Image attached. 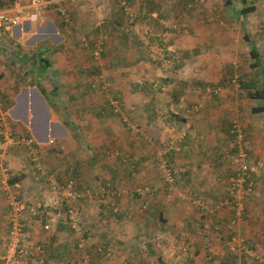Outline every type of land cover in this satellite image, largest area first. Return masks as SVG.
<instances>
[{"label":"rangeland","instance_id":"374dc122","mask_svg":"<svg viewBox=\"0 0 264 264\" xmlns=\"http://www.w3.org/2000/svg\"><path fill=\"white\" fill-rule=\"evenodd\" d=\"M102 1L103 2L91 1L85 4H80L81 6L78 4L77 6H80V11L83 12H87L86 8H89V14L85 16V18H89L91 22L99 23L102 19L106 18L108 20L116 17L119 19L120 14L117 1ZM170 1L172 0H126L133 15H136L137 13L139 14L145 9L146 13L149 12L150 14H147L150 17L149 21L145 20V22H143L141 20L143 26L138 22L129 25V27L139 30V32L134 31L136 38L138 40L141 39L143 43L145 42V45H148L147 49L145 48L141 51V54H136L133 57L134 59H139L140 56L143 57L144 55L146 63L134 65L136 67L130 66L125 68L126 70H123V76L120 78V82H117V77L120 72L114 73L113 76L108 73V70L110 69V61L112 59L118 61V59L121 60L127 56L126 52L124 53L121 49H119L120 51L118 52V49L115 48L116 45L120 44L124 46L126 44L117 39L115 42H107L106 47L104 46V50L106 48L107 58L100 59L97 65L102 74L106 71L107 75H110L106 78L109 84H115V81L117 84H123L120 88L123 89L122 93L131 95L126 96L127 100H132V97L134 98V101L128 102L132 104L126 108V110L128 109L127 112L135 111L136 116L141 115L142 119L137 121L130 118L124 119V125L126 128L121 132L114 130L113 133L112 130L102 127L96 118H92L90 117V114H87L85 121H75L73 123L76 128H70L77 136L74 138L71 132H69L75 148V150H72L74 148L63 143L64 140L62 138L66 131L61 129L58 125V120L56 119L59 116L58 118L62 122V119L65 118L64 104H66L65 102L70 104L71 99L61 95L63 98L62 101H64L62 102L64 103L63 106L56 96L54 97L56 99H52V102L50 100L49 103H51V105L48 106H50L49 116L51 117L50 121L52 127L49 129V134L52 136H50L48 141H52L53 144H49L48 141H42L44 138L43 133L39 134L40 141H34V139H31L32 143L34 142L36 145H39L38 148L41 151V154H38V161H36L37 166H34L35 172L32 171V174L29 172L30 168L28 163L30 158L27 156V153L23 148L24 145L13 146L14 149H12V152L15 151L17 162H19L18 165H21L22 171L25 173L22 182H26V185H24V183L20 184L23 196H20L15 191L4 192V195H6L4 196L0 191V212L2 213L4 220L2 228L5 226L6 232H8V218L10 216V214H4L7 206L6 197H15L17 200H21L25 207V203L32 198L30 196L31 190L29 188L38 186L35 182L38 177L48 175L52 177L51 181H53L55 176L58 177L60 174L64 175L65 172L69 170L67 168L71 166V168H74L72 174H75L77 179L85 178L86 176H88L89 179H93L94 177L90 175V168L86 166V163L93 155H95V148L104 145L106 147V152H108V150L112 151V155H108L107 158H100L98 164L95 165L94 170L98 177H100L98 178L100 181L104 180L107 176H110L112 170L109 171V168H116L117 166L115 163H118V159L127 162L128 159L135 160V157L146 154L145 158L141 160L139 166L142 171L145 170L146 174L151 171V162L155 161V163L159 165L163 153L161 150L162 145L157 141L158 135H156L155 132H147L149 131L150 124L147 123L146 116L151 114L153 116V124L155 127L163 132H167V129L170 131L172 128H175L172 125L173 120L170 117L175 111L169 110L172 102L175 99L178 101L179 98L178 108H185L186 104L193 105L198 101H195L197 98L191 97L192 94H196L194 89H192V86L197 85V83L202 85L199 88V92H201L200 101H213L208 98L209 91L211 92L213 89H220L219 95L217 96L222 95L224 93L223 88L221 87L222 79L220 78L218 80L217 78L214 83H205L200 76L201 69L203 70L205 68L203 71L214 72L215 75H219V71L217 70L220 66H225L227 69L229 68L232 72V75L230 76L232 79L231 82L229 81L228 89L230 91L227 96L231 98L233 103L238 102L240 89L238 84L234 83V80L240 74H244L251 69V45H254L259 49V56L264 63V16L261 20L263 24H260L262 27L255 29L243 22H238L237 15L232 17L228 7H218L219 10H217L215 5V3L217 4V0H175L176 3L174 5H172ZM219 1L222 3L220 6H224L225 0ZM256 4L264 6V1L262 3L261 1H257ZM183 8L188 12H182V10H184ZM194 12L197 13V17L194 19L193 23H189V14ZM163 15H166L165 19L162 18ZM51 16H53V18H49ZM159 16L161 18H159ZM123 17H125L124 14ZM50 19H53L54 21L53 13L46 15L43 22H49ZM54 22L61 27V21H59V19H55ZM188 23L189 25L185 27ZM45 25L46 24L43 26L45 27ZM135 25L138 26L135 27ZM197 25L201 26L200 33L195 31ZM14 29L16 28L0 34V66H5V62L11 61L7 64V69L10 71L9 74L6 73L8 78L7 82L9 87L13 86L11 90L16 92L15 88H17L18 84H22L19 81L20 79L30 87H32L34 79L31 73H28V70L24 69V72H21V70L16 68V65L19 64V61L15 60L17 57H14L17 53V51H14L15 48L17 49V46L10 44V42H13L12 40L15 42L16 40H20V38L17 37ZM143 29L144 33L142 32ZM45 32H47V29H45L44 32H39L38 30L33 29L32 35H37V37L32 38L30 35H27L26 38H24V47L29 43L32 45V48L30 49H33L30 53L28 52L25 55L29 56L35 49H38V44H36L38 41L36 39L40 36V38L46 37L44 39L50 38V41L53 44H58L57 41L59 40L54 36H47ZM108 33L109 30H107V34ZM146 33H148V36ZM259 33L261 36H258ZM111 35H113V32H110L107 37H110ZM245 36H247L252 43L251 41L249 42L245 40ZM27 38L30 39L26 41ZM202 38L212 40V43L206 44L208 47L207 49L205 48L203 41H201ZM61 46L60 53L66 52L73 47L72 43L70 44L68 41L62 43ZM194 47H196L195 49L200 48L201 50L198 56H207L206 60H210L208 64L209 67H201V64L197 62L198 59L193 57L188 59L187 62L181 61L183 50H192ZM81 55L82 56H74L73 64H70L69 58L68 60L66 59V56L68 55H59V57L56 58L55 65H58L57 67H62L59 64L66 63L69 68L71 66L73 71L80 63V60H86L87 55L83 53ZM132 59V57L127 58L126 63H131ZM140 71H143V73ZM151 71H153V73ZM126 73H128V76ZM49 75H51L50 72ZM73 75L72 72L71 77H73ZM1 76L0 81L4 78L3 74ZM71 77L65 80L70 81ZM161 78L169 79L171 83L163 84V81L160 80ZM50 80L51 84L54 86L61 82L60 80H55V78H51ZM178 81H187L191 83L190 89L193 91H188L181 96L178 95L174 97V93L180 92L179 85L176 86L174 84ZM135 84L139 85V87L137 88L136 94L133 95L131 85ZM112 86L113 89L118 92L119 86ZM141 93L143 94L142 103L150 104V108H147L146 110L137 104L140 101L139 96ZM186 97L187 99H185ZM42 100L44 99L42 98ZM166 102L167 105H169V108L165 107ZM247 104L249 106H257L264 103L247 100L246 106L244 105V110L247 114L242 116L243 126H245L243 121L246 123L248 121V125H250L251 128H256L254 135L257 137L256 143H251L252 140L247 139L248 147L250 148L252 146L254 152L251 150L249 153L251 154V159L246 158V161L251 165L261 161V163H263V167L258 169L257 174L255 175V178H258V186H256L257 192H253L252 196H249V199L247 198L248 200L246 199L243 203L244 195H242V192L239 193V191L237 192L239 194L237 199L233 198L230 193H224V191L220 193L221 188L219 187V184L231 174V166H229V163L223 159L222 162L219 161V165L217 166L219 172H217V174H213L212 170L208 169L212 167V165L203 164L201 167L200 171L203 173L202 178L204 179V183L199 186V193L207 200L205 213L199 212L191 204V201L187 200L197 192L193 191L191 195H187L184 189H180V186H182L181 184L178 185L179 189L176 190L175 187L172 186L173 180L171 177L167 180L164 178L165 182L161 181V183H155L154 181L145 178V173L140 175V170L138 174L132 175L131 178L123 177V179H119L117 182L116 191L117 193H120V198L117 207L114 208H118L119 211H126L128 216L125 221L120 222L122 226L113 221L109 227V232H107V229L105 228L106 220L98 216V206L110 205V201H114L113 199H115V197L103 193L100 181L95 180L92 182L91 186L87 187V193L89 196H87V193L86 195L84 194L86 196L85 200L75 199L68 204V206L74 210L75 218L84 221L83 224H87L91 219L96 218L95 222L93 220L94 226L91 230L92 232L88 234L86 238H80L82 230L77 228L78 232L76 237L80 239L79 248L83 246L85 249L87 248L90 253H93L94 249L97 250L102 247L105 253H101V255L94 257L96 264H147L149 259H146L147 255L144 252H141V249L145 245L143 242L144 240L136 244L134 239H136L137 236H142L143 234L150 232V237L155 239L157 246L160 249L159 255L166 261L164 264H179L180 261L185 259H195L196 261L201 260L203 261V264H219L225 257L229 258L230 262L239 264L241 263V252L253 256L255 260L258 259L257 262L264 264V234L262 235V241H255L256 238H259V233H263L264 231V217H259L261 212L264 214V114L255 115L249 113L250 107L247 106ZM134 105H137L136 110H132ZM145 106L147 107V104ZM227 108L230 110L232 109L231 111H234L233 109H235L234 106H232V108L231 106H228ZM227 108H221V110L228 113L230 110L228 111ZM123 114L126 115V112ZM208 114H210V112ZM238 114H241V112ZM116 119L117 116L114 119V122L118 126L119 119L118 122ZM209 119L216 120V117L213 114H210ZM190 122L192 126L197 123L192 120ZM235 122L236 125H239L238 127H240L238 120H235ZM31 124L32 121L30 122V125ZM0 127L2 126L0 125ZM107 130H110L112 134ZM186 130L187 129H184V131ZM8 131H11V134L13 133V135L20 133L14 129ZM194 132L196 137L199 138V141L210 138V134L207 131L204 133V131L194 129ZM153 133L155 135H153ZM134 134H137L138 137L142 136L147 143L145 142L146 144L143 145V140L140 142L141 140L136 139ZM16 136L19 137V135ZM218 138L225 140V136H218ZM174 141L175 140H171L172 143H174ZM113 143L114 147L112 145ZM84 145L89 147V149H84ZM137 146L138 149L135 150L134 148ZM1 148L3 147L0 145V149ZM59 149L61 150V152H59L60 154H58ZM28 155L30 156V154ZM78 162L83 163V166L80 163L78 164ZM236 163L237 167L244 168L240 161H237ZM23 165L28 169L27 173L25 172ZM158 165L156 167H158ZM16 167L15 163L12 164L10 162L9 166L5 165L3 169L10 170L13 175H16L20 173ZM4 175H8L7 171L6 173L4 172ZM179 178L182 179L184 176L180 173ZM1 179L2 176H0V180ZM65 180L67 181L68 179ZM73 181L76 180L73 179ZM166 182L168 184L167 193H165L166 188H164ZM72 185L75 189L77 188L74 182ZM240 186L242 188L244 187L242 183ZM40 189L41 191H45L43 193L45 200L56 201L58 195L56 196L53 190L50 189L45 182L42 183ZM83 190L84 189L81 188L77 193L81 194ZM261 190L263 193L262 195L259 194V191ZM134 192L140 193V198L138 199L139 201L137 200V204L134 203L133 205L132 194ZM146 199H149L148 205L152 206L154 209L144 212L141 210L140 205ZM236 204L241 206L240 209L244 207V215L242 222L240 225L238 224L237 228L234 230V242L228 245L229 234L223 233L227 235L222 237L223 235H218L215 229L219 228L221 230L223 229V231L225 230L218 225V223H220V219L228 217L230 213L229 209L236 207L234 206ZM160 216L162 217V221L159 219ZM26 217H29V215L25 211H22V217L20 220L22 224V240L24 245L32 248L31 250L34 254L25 261V264H31L30 260L35 264H45V252H43V250L47 249V244H44L45 247H43L40 242L38 243L37 239L31 238V236L30 238L26 237L25 224L28 222ZM50 230L49 227L48 230L44 231L49 233ZM0 233L1 235L4 234L3 231H0ZM6 238L7 237H5L3 241L5 243L7 242ZM218 238L220 241H218ZM185 239L188 240L186 243H184ZM245 241L251 246L252 250H247L245 248L247 245L242 244H245ZM252 241L254 245L252 244ZM68 243H70V247H73V238H70ZM2 246H4V244L0 245V249ZM38 246L42 247L41 253L35 251V248ZM4 249L5 246L0 253H2ZM124 255L128 258L126 262L124 261ZM78 256H76L75 259L79 260V258H77ZM213 257L214 259L211 260ZM250 260L252 259H247L249 264H251ZM16 261L19 262V264H22L19 259H16ZM75 264H78V262Z\"/></svg>","mask_w":264,"mask_h":264},{"label":"trees","instance_id":"16d2710c","mask_svg":"<svg viewBox=\"0 0 264 264\" xmlns=\"http://www.w3.org/2000/svg\"><path fill=\"white\" fill-rule=\"evenodd\" d=\"M118 3L119 6V14L120 17L119 19L116 18H111L110 20L102 19L99 23L96 22H91L89 18H85L89 13V8H86L87 12L80 11L81 5L80 4H85L87 2L80 1L78 3H71L70 1L67 0H60V5L66 9V14L68 15V21H65L63 18L61 19L58 16H55L57 19H59L60 26L63 30L64 33H66V40L72 45V49H68L66 52L60 53V47H55L50 46L49 48L44 49L43 51L39 52L41 55L40 59L38 58L37 62L39 61V66L35 68L36 73L38 74V80H41L43 77V74L45 72H48L50 70V63L46 60L43 59L44 57H47V55H53V57L56 56L59 57V55H68L66 56V59L68 60L70 64H73L74 62V56H82L81 54L87 55L86 60H80V63L74 68L72 71L71 66H69L66 63H63V70L65 69L66 71H62L63 73H51L52 78H55V80H60L61 82L57 85L51 84V77L46 74V83L44 85H39L37 86V90L39 93L44 96L48 97V101L52 102V99L55 96L60 100L59 102L62 104L63 98L61 95L66 96L67 98L71 99V103L69 104L68 102H65V118L62 119V123L65 127L68 128H76L73 122L75 121H85L87 118V114H90V117L96 118L98 122H100V125L104 128H108L113 131H119L121 132L126 128L124 125L125 120L124 119H135V121L142 119L141 115L135 114V111L133 112H127L126 108L130 106L132 102L134 101V98L132 97V100H127L126 96H131L130 94H123L122 91L123 89H120L123 84H117L115 81V84H109L107 81V72L102 74V72L98 69V62L100 59H105L107 58V53H106V48L104 50V46L106 47V44L108 41L115 42L117 39H119L122 43H126L124 46L123 45H116L115 48L118 49V52L121 49L124 53L126 52L127 56L124 57L123 59L116 61V60H111L110 61V69L108 70L109 74H112L111 76L114 75L116 72H120V74L117 77V82H120V78L123 76V70H126L125 68H128L130 66L136 67L134 65H141L143 64L142 62H146V58L144 57H139V59H134V55L136 54H141V51L145 49V42L143 43L141 39H137L135 36V32H139L138 29H134L133 27H129L130 24H133L134 22H138L141 26V20L143 22L149 21L150 17L147 15L149 12L146 13V9L139 14L137 13L136 15H133L132 17H129L128 14L126 13V9H130L128 7V3L126 0H115ZM153 1V0H150ZM222 1V0H221ZM259 0H225L224 6L222 3L217 0L216 9L219 10V8L222 7H228L230 9V14H232V17L237 15V20L238 22H243L246 20V18L251 14H255L256 12V7L255 3ZM25 0H0V10L3 9H9L12 6H14L15 3H24ZM100 2H103L100 0ZM172 5L176 3L175 0L170 1ZM213 2V1H212ZM80 6H77V5ZM161 4V3H160ZM219 7V8H218ZM182 12H188L183 8ZM91 11V10H90ZM123 14L125 17H123ZM150 15V14H149ZM190 22H194V19L197 17V13H190ZM166 15H163L162 18L165 19ZM153 18V17H152ZM159 18H161L159 16ZM189 23L185 26L187 27ZM94 24V25H93ZM138 25H135V27ZM107 30H109V33L113 32V35L110 37H107ZM3 31V28H0V33ZM142 31V30H141ZM143 32V31H142ZM63 33V34H64ZM105 33V34H104ZM144 33V32H143ZM148 36V33H146ZM258 36H261L259 33ZM245 40L251 41L250 39L245 36ZM141 40V41H140ZM252 43V41H251ZM133 45H136L133 47ZM133 48V51L131 53L130 49ZM95 50H99V55L98 57L94 56ZM136 50V51H135ZM198 50H183V57H181V61H186L190 59L193 56H196L198 54ZM19 54V53H18ZM17 55V54H16ZM111 55V53H110ZM259 49L255 47L254 45H251V50H250V57L252 59V64L250 65L251 69L250 71L245 72L244 74H240L235 80L234 83H237L240 89V95L237 103H230L229 106H234L235 109L234 111H231L230 109L227 110L230 112H224L223 110L220 109H215L216 105L219 107H222V103L220 100L224 97L225 92L219 95L220 89H213L211 92L209 91V96L208 98L213 101H200V96L201 92H199V88L202 86L201 84L192 86L194 89V92H196L195 95H191L193 98H197L195 101H197L193 105H188L186 104L185 108H177V110H173L171 106L177 105L179 102L175 99L169 110L175 111L174 114L176 115H170L171 119L173 120V126L175 128H172L170 131L171 132H164L159 130L158 128L155 127L153 124V116L151 114L147 115V123L150 124L149 131L147 132H155L157 136V141H159V144L162 145L161 150L163 151L161 155V161L160 164H156L155 161L151 162L150 165L151 171L148 172L147 174L145 173V170L140 169V162L143 160L146 156V154H142L141 156L135 157V160L128 159L126 161H122L121 159H118V163L115 165L118 167L116 168H109V171L112 170V173L110 176H107L104 178V180H99L98 175L95 173V165L98 164V160L100 158H107L108 155H112V151L108 150V152L105 151L106 147L102 145L101 147L95 148L94 151L96 152L95 155H93L90 160L86 163L87 167L90 168V175L93 176V179H89L88 176L85 178H78L76 177L75 174L73 173L74 168H67V172H65L64 175H58L54 177L55 182L59 187L64 188L67 182L71 181L74 182L77 188L74 190L75 192H79L80 189H84L82 193L80 194L82 197L79 198L78 200H85L86 199V193H87V187L91 186L92 182L95 180L100 181L102 185V192L106 194H110L112 197H115L113 199L114 201H110V205H99L98 208V216L106 220L105 228L110 230V225L114 221L118 225L122 226L120 222L125 221L127 219L128 213L126 211H119L117 207V203L119 201V196L120 193H117L116 191V184L119 181V179L125 178H131L132 175H136L140 172V175H143L145 173V178L154 181L155 183H158L161 181H164V178L166 180L171 177L173 180L172 186L175 187L176 190H178V185L181 184L180 189H184L187 195H191L193 191L197 192L193 196H190L189 201H191V204L194 206L195 209H197L199 212L205 213V208H206V203L207 200L206 198H203L202 195L199 193V186L204 183V179L202 178V172L201 167L203 164L207 165H212V167L208 168L209 170H212V173L217 174L218 168L217 166L219 165V161L222 162V159L224 161H227L229 163V166H231L230 169V176L226 178L222 183L219 184L220 193L224 191V193H230L233 198H238V193L237 190H230V186L232 182H240L244 185L242 188V195H244L243 198V203L246 201V199L250 196H252V193L256 190L257 181L258 178H255V175L257 174V170L263 167V163L261 162H256L254 165H251L246 161V158L251 159V154H249L252 150L254 152V148L251 146L250 148L247 145V139L252 140L251 143H256L257 137L254 135V131H256V128L248 125L247 123L243 121L245 126L242 124V113L244 111V105L246 106L247 100L250 101H256V102H263L264 103V63L261 60L259 56ZM19 56V55H18ZM43 57V58H42ZM132 57L133 59L131 60V63H126L127 58ZM119 62V63H118ZM27 62H25L26 64ZM34 65L36 61L33 62ZM33 63H29L32 65V69L34 68ZM121 69V70H120ZM228 68L226 70V73L224 72L223 74V79L221 81V87L223 90H227V95L229 93V81L231 82V75L232 72ZM73 72V77H71ZM142 73V72H141ZM105 74V75H104ZM128 76V73H126ZM0 77H2L0 75ZM4 77V76H3ZM71 77V80H65L69 79ZM230 79V80H229ZM4 81V78H2ZM163 81V84H168L171 83L169 79H160ZM44 82L43 80H41ZM69 81V82H68ZM176 86L179 85L180 92L174 93L173 96H181L182 94H185L188 91H193L190 89L191 83L187 81H178L174 83ZM112 85H118L119 89L118 92L113 89ZM139 85H131L132 88V93L133 95L136 94L137 88ZM130 88V86H129ZM112 89V90H111ZM178 89V90H179ZM197 90V91H195ZM203 91L202 89H200ZM153 96V95H152ZM140 101L137 103L141 107H143L145 110L147 108H150V104H147V107L145 106L146 104L142 103V98L143 94H140ZM199 97V98H198ZM187 99V97L185 98ZM186 103V102H185ZM212 103V106L209 105ZM218 103V104H217ZM51 105V103H49ZM54 105V104H52ZM188 105V106H187ZM243 105V106H241ZM247 106H249L247 104ZM4 107V106H3ZM179 107V104H178ZM249 113L259 115V114H264V104L257 105V106H249ZM5 108V107H4ZM137 105H134L132 110H136ZM169 108V105H168ZM210 110H209V109ZM207 109L211 112L216 117V123L212 122L213 120H210L209 118H204L205 114L207 112ZM187 110V111H186ZM126 112V115L123 113ZM241 114H238L240 113ZM247 114V112H246ZM116 121L118 122V126L114 122V119L116 118ZM264 116V115H263ZM201 121L202 122V129L207 131L210 134V138L206 140H198L199 138L196 137L195 133L193 132V129L186 130L184 131L187 123L189 121ZM235 120H238L239 125H236ZM113 122V123H111ZM170 122V121H169ZM106 126V127H105ZM117 126V127H115ZM250 126V127H249ZM156 128V129H154ZM192 128V126H190ZM110 130H107L112 134ZM240 133V134H238ZM26 134V133H25ZM13 135V134H12ZM153 135H155L153 133ZM141 136V135H139ZM172 136V137H171ZM218 136H225L224 139L218 138ZM15 138L16 136L13 135ZM134 137L138 140H141L143 145H145L147 142L145 139L141 136L138 137L137 134H134ZM20 139L24 140H31L29 136L26 135H21L19 137ZM107 138V137H105ZM171 140H175L174 143L171 142ZM146 142V143H145ZM32 145H34L33 148L36 149L37 151V161H38V154H41L40 149L38 146L33 142ZM31 145V146H32ZM114 147V143L112 144ZM130 147V146H129ZM84 149H89L86 145L83 147ZM111 148V147H110ZM135 150L138 149V146L134 148ZM196 150V152H193ZM29 152V151H28ZM61 150H58V154H60ZM106 152V153H105ZM27 156L30 158L28 166L30 168V173L32 174V171L35 172V165L36 161H33L31 159V155L29 156L27 153ZM149 158V157H148ZM163 159V160H162ZM237 161H240L241 164L244 166L242 167H237ZM82 164L81 162H78V164ZM158 165V167H156ZM37 166V165H36ZM235 166V167H234ZM47 173V172H46ZM180 173L184 176V178H179ZM81 175V174H80ZM82 176V175H81ZM179 176V177H178ZM50 176L46 175L44 176V180L46 179V185L49 187V182L48 178ZM96 178V179H95ZM179 178V179H177ZM21 175L15 176V177H10L8 178L7 185L10 187V185H13L17 183V181H22L21 180ZM65 179H68L67 181ZM76 180V181H73ZM165 182V181H164ZM264 185V182H263ZM139 187V186H138ZM167 187L168 184L166 182L164 188H166L167 193ZM263 187V186H262ZM223 188V189H222ZM85 194V195H84ZM140 193L134 192L132 194V204L134 205L137 204V200L140 198ZM259 194H263L262 190L259 191ZM84 195V196H83ZM57 196V195H56ZM87 196L88 193H87ZM107 196V195H106ZM264 196V194H263ZM197 197V198H194ZM249 197V198H250ZM248 198V199H249ZM247 199V200H248ZM57 204L52 208L54 214H58V220L63 223L66 228V232H62V235L68 234L69 238H73V247H72V254L71 261L70 263L67 264H75L78 262V264L86 263V264H96L94 257L97 255H101V253H105L103 248H99L97 250L94 249L93 253H90L87 248L85 249L83 246L82 248H79V243L80 239L77 238L76 230L71 227L73 221L70 218L71 210L72 208L68 206L70 201L69 199L63 198L62 196L58 195L56 198ZM21 203H23L21 200H18ZM135 201V202H134ZM139 201V200H138ZM149 199H146L141 205L140 208L142 211L147 212L148 210H153L152 206L148 205ZM236 206V205H234ZM237 207V206H236ZM232 207L230 208V213L228 217H225L224 219H220V225L223 229H215V231L218 233V235H223L222 237L226 236L227 234L223 233H228L229 234V241L228 245L232 244L234 242L233 238L234 236V230L237 228V225L242 222L243 219V213H244V207L239 210V217H236L237 214V208ZM26 211H28V208L25 206ZM6 209H8V214H11L9 205L6 206ZM42 211V208H41ZM143 212V213H144ZM5 214V211H4ZM7 215V213H6ZM263 215V216H262ZM108 216V217H107ZM259 217H264V214L261 212V215ZM91 219V217H90ZM159 219L162 221V217L160 216ZM93 220L95 222V219H91L89 223L83 224L84 221H80L77 219L76 226L79 227L81 232L80 238H86L88 234H90L93 228ZM102 220V219H101ZM51 228V227H50ZM102 229V228H101ZM8 236H7V242H9V231H10V222H8V228H7ZM53 233V228L51 229ZM60 232H55V234L52 236L55 240V244L57 245H62L60 241L56 240L58 238V235ZM263 233H259V238H256L255 241H262L263 240ZM59 236V237H60ZM144 240V241H143ZM134 241L137 243L139 242H144V247L141 249V252H144L147 256L146 259H149L147 261V264H164L166 263L165 260L161 258L159 255L160 249L157 246V243L155 239H152L150 237V232L143 234L142 236H137ZM188 240H184V243H186ZM218 241L220 239L218 238ZM6 242V243H7ZM225 242V241H224ZM243 245H247L245 248L248 250H252L251 246L247 244V241H245V244L242 243ZM252 244L254 245L253 241ZM56 246V245H55ZM107 246V243H106ZM73 251H75L73 253ZM79 255L77 258L79 260L75 259V257ZM99 257V256H98ZM241 263L239 264H249L247 259H252L250 260L251 264H260L257 262V260L254 259L253 256L248 255L247 253L241 252ZM214 257L211 259L213 260ZM56 260H59V258L56 257ZM60 260H62L60 258ZM128 258L124 255V261L126 262ZM74 261V262H73ZM170 263V262H169ZM203 264V261L199 260L196 261L195 259H185L179 262V264ZM171 264V263H170ZM208 264V263H207ZM219 264H234L233 262H230V259L225 257L220 261ZM238 264V263H236Z\"/></svg>","mask_w":264,"mask_h":264},{"label":"crops","instance_id":"0c3cea01","mask_svg":"<svg viewBox=\"0 0 264 264\" xmlns=\"http://www.w3.org/2000/svg\"><path fill=\"white\" fill-rule=\"evenodd\" d=\"M26 1H29V0H25V2ZM259 1H261V3H262L264 0H259ZM255 7H256V11H255L256 13L253 15L251 14V16L249 15L246 18V20L243 21V23L251 26V28L258 29L259 27H262V25H260V24H263V22L261 20H262V17L264 16V6L257 5L255 3ZM49 13H52V12L49 11ZM49 13H47V15ZM152 16H153V14H152ZM49 18H53V16H51ZM55 19H57V18L54 15V21H55ZM54 21H53V19H50L49 22L46 21V22L38 23V24L25 23L22 26H18V27H16V29H14L15 34L17 35L18 38H20V40H16L14 42V40L10 39L13 41V42H10V44H14L15 46H17V49L15 48V50H14V51H17V53H16L17 55L16 54L14 55V57H17V58H15V60L19 61V64L16 65V68L21 70V72H24V69H26V70H28V73H31V75L33 76V79H34L33 83H32V87L27 86V84L22 82V79H20L19 81L22 84H18L17 88H15L16 92H14L13 90H11V88H13V86L9 87V84L7 82L8 78L6 75V73H8V74L10 73V71H8V69H7L8 68L7 64H9L11 61L5 62V66H0V68H1L0 69V75L3 74L4 79H5L4 80L5 82L3 80L0 81V114L6 113L9 116L8 122L10 124V130L14 129V130L20 132L16 135H19V137H20L21 135L27 134L29 136V138L34 139V141H40L39 140V134L40 133H43V137H44L42 139L43 142L44 141L47 142L50 139V136H52L51 134H49V129H51L52 124L50 121L51 117L49 116V107L50 106H48L49 105L48 97H46V98L44 96L42 97V95L37 90V86H38V84L44 85L46 83L45 78H46L47 73L50 72L53 74V73L57 72L60 74V73H63L62 71H66L65 69L63 70V68H64L63 64H59L62 67H57L58 65H55L56 56L53 57L54 54L53 55L52 54L47 55V57H44V58L42 57L43 59H46L50 63V70H48L49 72H45L43 74L42 79H41L44 82H42L41 80H38V74L35 71V68H37V66H39V61L37 62V60H38V58L40 59V57H41L39 52L43 51L46 48H49L51 45L54 46V48L55 47L61 48L62 43H65L67 41L65 33L63 32L64 29H61V27H59L57 25V23ZM44 24H46L45 27L43 26ZM221 27L227 28L225 26H221ZM33 29H36L39 32H42V31L44 32V30L47 29V32H45L46 35L47 36H54L57 40H59V41H57L58 44H53L50 41V38L44 39L46 37L42 36L44 38H40L41 37L40 36L36 39L38 41V42L36 41L37 42L36 44H38L37 45L38 49L37 50L35 49L34 52L32 54H30L29 56L25 55L28 52L30 53L31 50H33V49H30V48H32V45H30L28 43V45L24 47V43H23V42H25L24 38H26L27 35H30L32 38L37 37V35L36 36L32 35ZM200 29H201V26L197 25L195 31H197V33H200ZM210 29H211V27H210ZM2 32H7V31L3 30V31H1V33ZM143 32H144V29H143ZM29 39L30 38H27L26 41ZM145 40H146V38H145ZM201 41H203V43L205 44L206 49L208 48L206 44L212 43V40L204 39V38H202ZM151 43H152V41H151ZM147 46L148 45H145L146 49H147ZM70 47H72V46H70ZM195 48L196 47H194L192 50H195ZM196 50H198L199 52L201 51L200 48L196 49ZM130 51L134 52L133 48H131ZM199 52L196 56H193V58L198 59L197 62L201 64V67H203V68H204V66L209 67L208 64H209L210 60L209 59L206 60V58H207L206 55L198 56ZM18 53H19V56H18ZM60 58H62V57H60ZM34 61H36L35 64L38 63V65L35 66L33 63ZM25 62H27V63L25 64ZM31 62L33 63V66H34L33 69H32V65H30V67H29V63H31ZM142 63L144 64L146 62H142ZM203 70L201 69L200 76L202 77L204 82L205 83H214L217 80V78H218V80L220 78L223 79V74H224V72L226 73L225 70H227V67L220 66L219 69L217 70V71H219V75H215L214 72L203 71ZM140 72L143 73V71H140ZM151 72L153 73V71H151ZM52 74L51 75L47 74V75H49L52 78V77H54V76H52ZM223 92H225L224 97L220 100V102L222 103V107H219L216 105L215 106L216 108L213 110H216L217 108L218 109H220V108L225 109L226 107H228L230 105V103L233 102L231 100V98L227 96V90H223ZM41 97L45 101L42 100ZM243 105H245V104H243ZM210 106H212V103H210L209 108H210ZM165 107L168 108L167 102L165 103ZM177 108H178V105L172 106L173 110H177ZM208 109H207V112H206L205 117H204L205 119L209 118V115L211 114V112L209 111L210 109L209 110ZM209 112H210V114H208ZM54 113H55V111H54ZM52 114H53V112H52ZM242 114H243L242 116H244L246 114V111L244 110ZM58 117L56 118L58 120V123H59L58 125L61 127L62 130H65L67 133V134L65 133V135L62 138L64 140L63 143L74 148L73 141H71L72 139H71L69 132H71V134L73 135L74 138L77 137L75 135L74 131L72 130L75 128L70 129V128L65 127ZM31 121H32V124L30 125ZM215 121L216 120H213L212 122H215ZM196 122L197 123L194 126H192L191 122L189 121L187 123L185 129L190 130L193 128V132L195 129V130L204 131V133H206V131L201 128L202 122L201 121H199V123H198V121H196ZM0 125H2L1 121H0ZM190 126H192V128H190ZM0 129H1V127H0ZM167 132H171V131H169V129H167ZM16 135H14V136H16ZM15 139L19 141L18 136H16ZM29 141H31V140H29ZM16 146H18V145H16ZM37 146H39V145H37ZM33 147H34V145H32L31 148L35 149ZM23 148H24L26 153L30 154V147L24 146ZM12 149H14L13 145L10 147L4 146L3 148L0 149V176H2V179L0 180V186H2L4 183H7L8 178H10L11 176L15 177V176L21 175V178H22L21 180L23 181V179H24L25 173L22 171L21 165H18L19 162H17V155H16L15 151L12 152ZM76 149H77V147H76ZM72 150H75V148ZM193 152H196V150H194ZM10 162L12 164L15 163V165L17 166L16 167L17 170L20 172L19 174L13 175L10 172V170L3 169L5 167V165L9 166ZM23 168H25L24 165H23ZM6 171L8 173L7 176L4 175V172L6 173ZM25 172L27 173L28 169L25 168ZM22 181H17V183L10 185V187L7 185V187H8L7 191H15L20 196H23L22 195V188L20 187V184L24 183V185H26V182H22ZM35 182H36V185H38V186L29 188L31 190L30 196L32 198H30V201L25 203V205L27 207L32 208L34 211L31 213V212H27L24 210L29 215V217H28L29 220H27L28 222L25 224L26 225L25 232L27 234L26 237L30 238V236H31V238L37 239L38 243L40 242V244L43 247H45V245L47 244V246H46L47 249L43 250V252H45V254H44L45 264H67V263H70L71 257H72V254L70 252H72L73 249H72V246L71 247L69 246L70 243H68L69 239H70L69 235L64 234V235L60 236L62 234V232H64V233L66 232V230H65L66 226L58 220V214H54V212L52 210V208L54 206H56L57 200L56 201H48L47 199L45 200L44 195H43V193L45 191H41V189H40L42 186V183L43 182L46 183V179L44 180V176L38 177V179ZM49 188H50V186H49ZM0 191L4 195L2 187H0ZM4 196H6V195H4ZM6 203H7V205L9 204V199H7V198H6ZM41 208H42V211H41ZM7 211H8V209H6L5 213H7V215H8ZM8 220H9V218H8ZM3 222H4L3 215L0 212V231L4 232L3 235H1V233H0V245L4 244V246L6 247L7 243H5L3 241H4V238L7 237V232L5 231V228H6L5 226L2 228ZM45 225H49V227H51L50 229L53 228V233L51 230L49 233H46L43 230V227ZM55 232H60V234L58 235V238H56V240L60 241L62 245L55 244V240H53L54 238H52V236L55 234ZM2 236H4V237H2ZM40 238H43V239H40ZM4 246H2V248H4ZM2 248L0 249V251L2 250ZM74 252L75 251H73V253ZM56 257L59 258V260H56ZM60 258L62 260H60ZM30 261H31V264H35L32 262V260H30ZM17 264H19V263H17Z\"/></svg>","mask_w":264,"mask_h":264},{"label":"built area","instance_id":"2783aa9c","mask_svg":"<svg viewBox=\"0 0 264 264\" xmlns=\"http://www.w3.org/2000/svg\"><path fill=\"white\" fill-rule=\"evenodd\" d=\"M71 3H78L80 1L83 2H99L100 0H67ZM52 12L55 16L63 18L65 21H68V15L66 14V9L60 5V0H29L24 3H15L14 6H12L9 9H3L0 10V28H3L4 31H8L10 29L16 28L18 26H21L25 23H33L38 24L42 23L44 20V17L47 15V13ZM126 13L129 17H132V11L130 9H126ZM99 50H95L94 56L98 57ZM9 116L6 113L0 114V121H1V130H0V141L1 146H26L30 147V155L32 156L33 161H37V151L35 149H32L30 144L32 145L31 141L20 139L19 141L16 140L10 131V125L8 123ZM240 134V133H238ZM49 144H53L52 141L48 142ZM39 170V169H38ZM52 177L50 176L48 178V182L50 183V189L53 190V192L56 195H60L63 198L69 199L73 202L75 199L81 198L80 194L76 193L73 187V182L69 181L65 185L64 188L59 187L55 180L51 181ZM240 182H232L230 186V190H237L242 192V187L240 186ZM4 189H8L6 183L2 185ZM239 195V194H238ZM9 208L11 211V215L9 217L10 222V231H9V242H7V245L5 247L4 252L0 253V264H17L19 262L16 261V259H19V261L23 264H25L27 259L31 257L33 251L32 248L28 247L27 245L23 244L22 240V224L20 222L22 217V211H26V208L24 207V204L18 201L15 197H9ZM239 201V199H238ZM237 214L236 217H239V210L241 206H238L236 204ZM70 218L73 221L71 227L77 231L76 223L77 219L75 218L74 210H71ZM27 212H34L32 208H28ZM28 219V217H26ZM29 220V219H28ZM49 226L45 225L43 227V230H48ZM82 248V246H81ZM35 251L38 253L42 252V247L38 246L35 248ZM37 256V255H36ZM40 256V255H39Z\"/></svg>","mask_w":264,"mask_h":264},{"label":"clouds","instance_id":"9594fccd","mask_svg":"<svg viewBox=\"0 0 264 264\" xmlns=\"http://www.w3.org/2000/svg\"><path fill=\"white\" fill-rule=\"evenodd\" d=\"M9 123V122H8ZM1 130V129H0ZM0 145H1V141H0ZM6 185H7V183H6ZM0 187H2V190H3V192H6L8 189H4V187L3 186H0ZM7 199H8V197H6ZM9 205V204H8ZM11 212V211H10ZM11 215V214H10ZM10 217V216H9Z\"/></svg>","mask_w":264,"mask_h":264}]
</instances>
